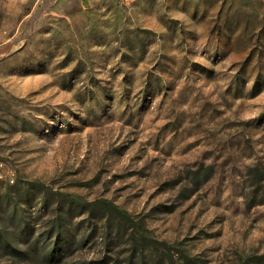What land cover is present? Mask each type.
<instances>
[{
	"label": "rangeland",
	"instance_id": "1",
	"mask_svg": "<svg viewBox=\"0 0 264 264\" xmlns=\"http://www.w3.org/2000/svg\"><path fill=\"white\" fill-rule=\"evenodd\" d=\"M0 264H264V0H0Z\"/></svg>",
	"mask_w": 264,
	"mask_h": 264
}]
</instances>
